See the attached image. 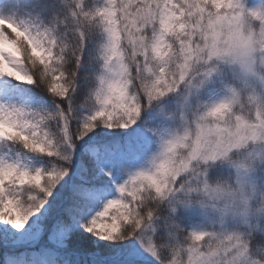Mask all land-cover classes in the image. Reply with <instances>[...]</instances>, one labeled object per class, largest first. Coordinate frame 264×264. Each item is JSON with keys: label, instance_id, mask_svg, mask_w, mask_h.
Segmentation results:
<instances>
[{"label": "clouds", "instance_id": "1", "mask_svg": "<svg viewBox=\"0 0 264 264\" xmlns=\"http://www.w3.org/2000/svg\"><path fill=\"white\" fill-rule=\"evenodd\" d=\"M14 2L25 7V0ZM178 2L187 13L183 21L167 29L143 22L135 31L122 27L112 42L121 91L136 109L131 124L147 115L154 132L131 221L120 212L118 219L102 218L92 234L134 239L153 264H264V0H239L234 22L224 24L217 14L233 16L232 0ZM52 3L73 6V0ZM41 19L62 36L64 15ZM92 27L99 34L101 21L93 19ZM57 67L71 88L70 55ZM85 107L97 108L91 100ZM130 112L117 108L110 126H131ZM54 140L60 152L65 142Z\"/></svg>", "mask_w": 264, "mask_h": 264}, {"label": "snow or ice", "instance_id": "2", "mask_svg": "<svg viewBox=\"0 0 264 264\" xmlns=\"http://www.w3.org/2000/svg\"><path fill=\"white\" fill-rule=\"evenodd\" d=\"M238 8L239 0H232L233 16L218 13L220 23L234 22ZM53 12L66 21L60 38L41 19ZM206 12L207 5L200 16ZM185 15L178 0H102L95 7L73 0L70 10L52 0H25L23 9L0 0V248L40 241L50 251L82 253L72 264H153L134 239L112 242L92 234L102 218L123 212L131 221L148 175L140 162L154 132L147 115L131 124L136 109L121 91L112 42L122 27L135 31L143 22L167 29ZM93 19L101 21L99 34ZM65 55L75 72L71 88L57 74ZM82 100L93 101L96 111L88 112ZM117 108L131 109V126H110ZM56 135L65 142L60 152L54 151ZM97 241L108 243L97 249Z\"/></svg>", "mask_w": 264, "mask_h": 264}, {"label": "rangeland", "instance_id": "3", "mask_svg": "<svg viewBox=\"0 0 264 264\" xmlns=\"http://www.w3.org/2000/svg\"><path fill=\"white\" fill-rule=\"evenodd\" d=\"M62 252L50 251L43 245L32 244L12 249L0 248V258L4 256L5 264H54L57 259L63 257ZM92 255L90 254L89 258ZM95 255H99V253ZM63 264H67V262L65 261Z\"/></svg>", "mask_w": 264, "mask_h": 264}, {"label": "trees", "instance_id": "4", "mask_svg": "<svg viewBox=\"0 0 264 264\" xmlns=\"http://www.w3.org/2000/svg\"><path fill=\"white\" fill-rule=\"evenodd\" d=\"M33 163L35 164L36 161L34 160ZM115 195H116V193H115V191L113 189L111 191V193H110L109 198H112ZM107 243L108 242H106V241H97L92 246L94 248L100 249V248H103V247L107 246ZM34 244H35V246L37 244L42 245V243L40 241H38L37 244L36 243H34ZM61 254L63 255V257L61 259H57V262H59V264H63L65 261L67 262V264H72L73 261L79 260L82 257V253H80L79 251H75V250L70 251V252L63 251ZM0 264H5L4 256H1V258H0Z\"/></svg>", "mask_w": 264, "mask_h": 264}]
</instances>
